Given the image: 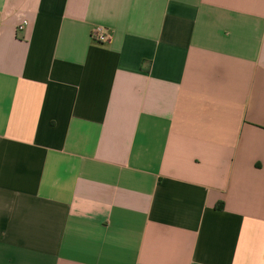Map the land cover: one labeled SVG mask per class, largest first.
<instances>
[{
    "label": "crops",
    "instance_id": "obj_1",
    "mask_svg": "<svg viewBox=\"0 0 264 264\" xmlns=\"http://www.w3.org/2000/svg\"><path fill=\"white\" fill-rule=\"evenodd\" d=\"M0 264H264V0H0Z\"/></svg>",
    "mask_w": 264,
    "mask_h": 264
},
{
    "label": "built area",
    "instance_id": "obj_2",
    "mask_svg": "<svg viewBox=\"0 0 264 264\" xmlns=\"http://www.w3.org/2000/svg\"><path fill=\"white\" fill-rule=\"evenodd\" d=\"M26 26V22H23L21 25L17 27V32H22ZM92 39L98 44H103L108 42L109 40V33L106 28L102 26H98L92 31Z\"/></svg>",
    "mask_w": 264,
    "mask_h": 264
}]
</instances>
